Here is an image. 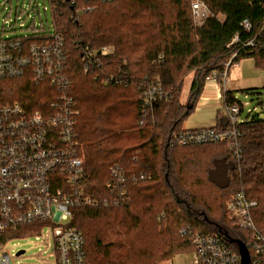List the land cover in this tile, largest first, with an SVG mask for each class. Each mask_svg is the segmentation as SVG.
<instances>
[{"label":"trees","instance_id":"1","mask_svg":"<svg viewBox=\"0 0 264 264\" xmlns=\"http://www.w3.org/2000/svg\"><path fill=\"white\" fill-rule=\"evenodd\" d=\"M48 1L53 28L44 22L38 28L35 16L25 30L31 42L51 28L66 38L85 191L105 197L114 165L129 176L128 202L74 210L71 225L85 238L87 264H161L193 251L196 233L227 234L250 249V234L230 220L225 202L243 189L257 203L252 216L264 233V117L240 124L239 160L224 144L172 148L169 140L185 131L213 73L249 58L264 69V0H201L212 13L202 27L194 24L193 0H113L89 13L67 0ZM246 20L250 32L242 26ZM78 42L115 52L104 68L86 74ZM112 76L121 81L106 82ZM150 81L160 82L168 97L144 115L142 90ZM55 94L30 77L0 81V106L18 102L45 112ZM224 99V105L239 102L229 91ZM216 127H228L225 113L219 112ZM12 234L0 233V243Z\"/></svg>","mask_w":264,"mask_h":264},{"label":"built area","instance_id":"2","mask_svg":"<svg viewBox=\"0 0 264 264\" xmlns=\"http://www.w3.org/2000/svg\"><path fill=\"white\" fill-rule=\"evenodd\" d=\"M113 0H70L77 12L89 13L100 5ZM12 5V4H11ZM0 81L30 77L39 86L50 85L56 94L45 112L30 111L18 102L0 106V233L12 234L29 227L44 225L54 239L56 264H87L86 242L82 232L71 225L74 210L78 207L118 206L128 202L127 183L129 176L119 165L110 169V181L106 186L107 195L101 199L89 196L84 188L86 167L77 142V118L80 114L71 95V78L67 72L66 38L52 29L40 41L31 42L27 35H14L17 29L25 30L21 20L25 10L16 9L15 19L10 22L12 11L5 13L6 3H0ZM48 11V7H44ZM193 21L202 27L212 16L207 5L201 0L191 4ZM219 20L222 17H218ZM250 32L249 21L242 23ZM53 31V32H52ZM238 41L236 37L233 41ZM80 44L81 62L86 74L105 67L106 61L114 54V48L103 46L92 48ZM126 65L123 62L120 65ZM225 71L218 75L224 85ZM109 81L121 80L112 76ZM224 89V95L226 93ZM168 93L160 82H146L142 90L145 103L143 114L150 111L155 102L164 100ZM241 102L225 105L228 127L185 130L173 134L169 146L194 147L209 144H224L239 160L242 157L240 124L250 119L239 120L244 106ZM253 110H249V115ZM254 117V115H253ZM142 124L143 121H140ZM144 179V175L130 176V179ZM257 206L240 190L226 204L230 220L240 230L250 234L248 252L250 264H264V233L258 230L252 216ZM186 234V231H181ZM229 240L211 233H196L194 250L189 252L188 264H241L240 253L232 249ZM4 253L0 264H12V258Z\"/></svg>","mask_w":264,"mask_h":264},{"label":"rangeland","instance_id":"3","mask_svg":"<svg viewBox=\"0 0 264 264\" xmlns=\"http://www.w3.org/2000/svg\"><path fill=\"white\" fill-rule=\"evenodd\" d=\"M9 1L10 0H0V3H6L7 9L5 13H8L9 10L12 11L11 23H13L15 19L16 9L19 8V11L22 9L25 10V14L21 18L25 26L31 24L35 16H37L35 21L38 28L41 27L42 22L46 25H52L53 16L48 0H11L12 5L9 4ZM45 5L48 7L47 12L44 11ZM0 11L3 12L4 7L0 8ZM14 35H27V31L17 29L16 33L9 34L10 37ZM190 79L191 75L187 81L185 95L188 94ZM253 93L254 94L249 95L247 98L245 94L237 93L236 97L242 104L248 103L247 106H244L243 113L239 120L252 119L255 113H259L261 118L264 117V90L256 89ZM249 110H253V114L249 115ZM225 204L227 203L225 202ZM49 232L48 227L37 225L25 227L10 235L3 244L0 243V260L4 253L13 256L17 255L20 251H25V253L18 258H12V264H56V258L54 256V239L49 236ZM188 256V253H180L161 264H188Z\"/></svg>","mask_w":264,"mask_h":264},{"label":"crops","instance_id":"4","mask_svg":"<svg viewBox=\"0 0 264 264\" xmlns=\"http://www.w3.org/2000/svg\"><path fill=\"white\" fill-rule=\"evenodd\" d=\"M224 89L231 92L236 99L237 93H243L245 90H264V69L258 68L254 59H244L230 66L225 85L218 81V73H213L205 83L194 113L184 124L185 130L217 126L219 112L225 113ZM243 94L246 98L249 97V94Z\"/></svg>","mask_w":264,"mask_h":264},{"label":"water","instance_id":"5","mask_svg":"<svg viewBox=\"0 0 264 264\" xmlns=\"http://www.w3.org/2000/svg\"><path fill=\"white\" fill-rule=\"evenodd\" d=\"M67 1H70V0H67ZM254 117L256 118V120L261 119V116L259 113H255ZM224 236L225 238L229 240L230 243H234L238 246L239 253L241 256V264H250V255H249L247 247L243 244V242L238 239H233L229 237L227 234H225ZM24 253L25 251H20L18 252V255H22Z\"/></svg>","mask_w":264,"mask_h":264}]
</instances>
